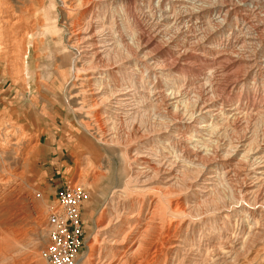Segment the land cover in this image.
<instances>
[{"label": "rangeland", "instance_id": "obj_1", "mask_svg": "<svg viewBox=\"0 0 264 264\" xmlns=\"http://www.w3.org/2000/svg\"><path fill=\"white\" fill-rule=\"evenodd\" d=\"M176 1V9H191L203 0ZM253 1L238 21L232 14L197 45L205 24L170 45L172 18L164 22L161 13L124 0H91L76 11L69 0L0 3V15L11 20L0 27V128L22 143L18 153L0 144V264H45L47 237L35 223L44 228L54 204L37 163L45 127L69 151L66 183H83L90 193L79 264L109 258L108 243L144 227L155 207L149 237L170 230L179 239L168 262L264 264V22ZM209 11L200 21L214 18L217 9ZM82 21L92 33L73 48L72 25ZM136 30L144 35L139 44ZM133 44V53L114 63ZM163 58L173 70L159 65ZM136 154L158 171L147 173L146 184L132 175L140 168ZM177 203L184 212L173 211ZM140 209L136 222L128 219ZM15 238H24L27 250L13 257ZM34 243L38 249L28 251Z\"/></svg>", "mask_w": 264, "mask_h": 264}, {"label": "bare ground", "instance_id": "obj_2", "mask_svg": "<svg viewBox=\"0 0 264 264\" xmlns=\"http://www.w3.org/2000/svg\"><path fill=\"white\" fill-rule=\"evenodd\" d=\"M7 1L8 0H0V3H3V4L6 3V4H8ZM40 1H42V0H40ZM90 1L91 0H69V2H70V8L73 9V10H75V11L76 10H79V9H83L86 6V4L88 2H90ZM124 1L126 2V5H128V4H134L136 6V4H139L140 5L139 7H142V8L144 7V5H146L147 6L146 9L149 8V10L155 11L154 16L156 15V12H157V14H158V12L161 13V17L164 18V20H163L164 22H166L167 20H171V18H172V21H174L173 23L176 26V31H175V35L176 36L175 37H170L168 39V42H166V43L167 44H170V45L175 44L176 41L178 40V38H181L183 35H185L186 32H190V28H192V27L197 28L199 24H205L206 25V28L204 27L205 29L204 28H201L200 29V31H202V34H201L202 37L199 40L197 39L194 42V44L197 45V44H200V42L202 43V41L205 42V43L209 42L210 41L209 40L210 38H212L213 36H215L223 27H225L227 25V23L230 21L231 16L234 15L235 21L236 20L238 21V15L241 12V9L243 7H245L246 4L251 3L253 0H231L229 3L226 2V1H221V0H203L199 4H196L195 6H192L191 9H188L186 7H180L178 9H176L177 8L176 7V3H180V2H177L176 0H158L157 3H155V0H124ZM253 2L256 3L255 6L258 9V13H257V16L256 17L262 18L263 19L262 21L264 22V0H254ZM63 3H65V2H63ZM180 5H182V4H180ZM96 6L97 5L95 4L92 9H94ZM167 9H171L172 11L169 14H165L164 12ZM211 9H217V11H216L217 13L214 15V18H216V19L213 20L214 19L213 17L207 16V17H209L208 18V23L207 22H204V21H200L201 17L202 16L205 17V15L207 14V12H210L209 10H211ZM252 11H253V9H252ZM165 15H167V16H165ZM6 18H7V16H6ZM6 18H5V16L0 15V27L11 24V20L9 21V19H6ZM168 23H171V21H168ZM196 24H198V25H196ZM136 25L138 27L139 23L136 22ZM231 25L232 26H230V27L233 28V26L235 25V23L234 24L232 23ZM207 26H209V29H207ZM235 26H237V23H236ZM72 28L74 29L72 31V33H71V35H72V38L71 39L73 41V43H72V47L73 48H78V46L81 44V42H83L85 40V37L88 36V35H91L92 30H93L92 25L91 24H85L84 21H82V23L80 22V23L73 24L72 25ZM136 32H137V30H136ZM192 33L194 34V32H192ZM82 34H88V35H84L83 36ZM159 34L160 33H157V36ZM14 36H15V34H14ZM143 36L140 35V33L137 32L136 40H137L138 44L143 39L142 38ZM153 38L156 39L157 37L155 36ZM193 39H195V38H193ZM13 41H15V40H13ZM163 46L161 47L158 55H163L166 52L165 51L166 48L164 49ZM240 48H241V46H240ZM134 49H135V44H133L131 46H128L127 47V50H125V49L124 50H121L120 49L121 51H119V53L116 54V57H118V59H116L114 61V63H117L118 61H121L124 58L128 57V54L131 55L133 53ZM186 53H184V54H186ZM122 55H124V56H122ZM96 56H99V55H96ZM167 59L163 58V60L161 61V63L159 65L162 68H164V69L173 70L175 64H169L170 62ZM247 59H248V57H247ZM231 61H233V60H231ZM101 62L104 63V61H101ZM227 63L225 64V67L223 66L224 67V68H222L223 71H227V69H228ZM183 65H185V64L183 63ZM110 66H111V64L107 63V65L104 66V67L105 68H108ZM229 70H231V69H229ZM229 70H228V72H229ZM234 73H235V71H234ZM88 80H90V78L89 79L87 78V81ZM232 82H233V79H232ZM235 82H237V81H235ZM229 89H233V87H230ZM90 99H88V100H90L91 105L92 106L93 105L95 106V104H97V100H95L93 97H91ZM0 144H1V146L3 145L5 147H7L10 152H15V153L17 152L18 153V152H21L22 151V143H21V140L18 137H16L15 134L7 133L6 130L4 131L2 128H0ZM7 148H6V150H7ZM0 150H2V149H0ZM135 157L136 158L134 159V162H137L138 163V161H139L140 168L136 172H134L132 175H136V177H138V179L145 180L142 183L146 184L147 180L149 181V179H150V177H149L150 175L147 174V173H149L154 168L153 167H149L148 166V163H145V162L141 161V159H140L141 157H139L137 154H136ZM126 165L128 166L129 164L127 163ZM155 171L153 170V173L157 175V172L158 171H156V173H155ZM151 175H152V173H151ZM130 177H131V174H130ZM258 196H259V194H258ZM149 206L150 205H148L147 210L150 209ZM179 207L182 208V211L184 212V210H185L184 205H180L179 203H177L175 205V208H174L173 211L174 212H177L178 210H180ZM150 213H151V217H149L150 218L149 219L150 222L147 223V224L145 223L146 225L144 227L136 226V227L132 228L131 230H129L127 233H125L122 238L119 237V239L112 240V243L111 244L108 243V245H111V248L109 249V254H110L109 256L110 257L108 258V256H106V255H101V257H99L98 264H174V262H168V261L170 259H172V254H173L174 251H176L177 242H178L179 239H178V237L176 235H173V234L170 235L169 234V231L170 230H168L164 235L161 234L160 237H159V234L156 235V236H154V237H149V233H150L151 227H153L152 226V223L155 220L154 218H156L155 216H158L159 209L155 207V209H153V211H151ZM142 214H143V211H142V209H140L139 212L137 213V215L128 217V219L129 220H135L134 222H136L141 217ZM161 221H162V223H164L165 222V218H162ZM35 223H37L36 224L37 225V228L40 229L42 231V233H43V231L46 230L45 228L42 227V224H43V221L42 220H38ZM168 223L169 222H167V224ZM129 226H133V225H130L129 224ZM166 229H168V227ZM174 229H175L174 232H176L177 228H174ZM105 231H106V229H105ZM135 236H136V239H137L136 244L134 246H128V243L130 242V239L131 238H135ZM135 246H136V249H135ZM8 247L11 250V252H13V255H12L13 257H15V255H16V254H14L15 252H21L22 250H27V245L25 244L24 238H18V239L15 238L13 240H10ZM38 247H39V243H34L32 245V247H31V250L28 249V251L34 252V251H36L38 249ZM9 253H10V251H9Z\"/></svg>", "mask_w": 264, "mask_h": 264}, {"label": "built area", "instance_id": "obj_3", "mask_svg": "<svg viewBox=\"0 0 264 264\" xmlns=\"http://www.w3.org/2000/svg\"><path fill=\"white\" fill-rule=\"evenodd\" d=\"M86 185L67 182L58 192L46 217L47 241L40 252L45 264H78L85 248L82 212L89 201Z\"/></svg>", "mask_w": 264, "mask_h": 264}, {"label": "crops", "instance_id": "obj_4", "mask_svg": "<svg viewBox=\"0 0 264 264\" xmlns=\"http://www.w3.org/2000/svg\"><path fill=\"white\" fill-rule=\"evenodd\" d=\"M27 88H30V84L27 85ZM44 129L45 133L39 137L40 153L37 157V163L43 171L45 183L52 191L49 193V200L54 202L58 192L66 184L69 151L65 148V144L61 140L62 137L59 136L58 132L50 131L48 127ZM90 147L93 148V146Z\"/></svg>", "mask_w": 264, "mask_h": 264}]
</instances>
